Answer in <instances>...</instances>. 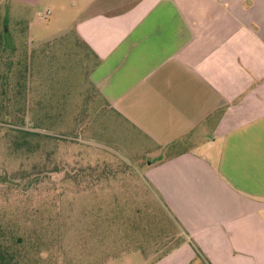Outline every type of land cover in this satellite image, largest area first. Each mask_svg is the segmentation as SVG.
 Returning <instances> with one entry per match:
<instances>
[{"label":"crops","instance_id":"obj_1","mask_svg":"<svg viewBox=\"0 0 264 264\" xmlns=\"http://www.w3.org/2000/svg\"><path fill=\"white\" fill-rule=\"evenodd\" d=\"M75 3L94 103L161 153L143 174L179 229L162 251L133 238L106 255L264 264V0Z\"/></svg>","mask_w":264,"mask_h":264},{"label":"rangeland","instance_id":"obj_2","mask_svg":"<svg viewBox=\"0 0 264 264\" xmlns=\"http://www.w3.org/2000/svg\"><path fill=\"white\" fill-rule=\"evenodd\" d=\"M75 2L0 0V227L27 241L25 264H121L106 254L131 253L128 239L145 253L179 242L143 174L161 153L94 103Z\"/></svg>","mask_w":264,"mask_h":264},{"label":"trees","instance_id":"obj_3","mask_svg":"<svg viewBox=\"0 0 264 264\" xmlns=\"http://www.w3.org/2000/svg\"><path fill=\"white\" fill-rule=\"evenodd\" d=\"M14 132H16L15 134L20 138V140H14L13 144H16L15 141H17L18 143H21V146H24L23 149H26L28 152L38 151V146L36 144L39 142H36L29 147L28 140L31 138L30 132L16 130ZM15 134L13 136H15ZM13 230H11V233L8 234L6 232L8 231V228L2 226L0 227V264H25L26 256L23 253V249L27 241L24 240L22 236L20 237L17 235L18 233L13 234ZM38 240L39 239L36 238V241ZM198 252L199 250L197 249V257H201V254Z\"/></svg>","mask_w":264,"mask_h":264},{"label":"built area","instance_id":"obj_4","mask_svg":"<svg viewBox=\"0 0 264 264\" xmlns=\"http://www.w3.org/2000/svg\"><path fill=\"white\" fill-rule=\"evenodd\" d=\"M50 14V12L49 11H47L45 14H43L45 17L46 16H48ZM43 15H41V16H43Z\"/></svg>","mask_w":264,"mask_h":264}]
</instances>
